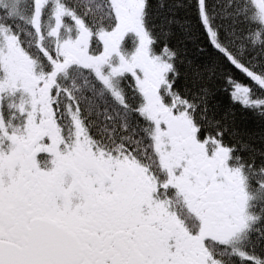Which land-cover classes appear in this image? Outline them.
<instances>
[{"label": "snow or ice", "instance_id": "1", "mask_svg": "<svg viewBox=\"0 0 264 264\" xmlns=\"http://www.w3.org/2000/svg\"><path fill=\"white\" fill-rule=\"evenodd\" d=\"M0 264H264V0H0Z\"/></svg>", "mask_w": 264, "mask_h": 264}, {"label": "trees", "instance_id": "2", "mask_svg": "<svg viewBox=\"0 0 264 264\" xmlns=\"http://www.w3.org/2000/svg\"><path fill=\"white\" fill-rule=\"evenodd\" d=\"M189 48V54L193 57L198 56L195 50V45L192 43H188ZM205 58L200 57V61H203ZM210 103L213 104H219L221 110L228 106V98L226 94L223 93H217L211 100ZM237 122L242 127H256L258 125V120L253 117L250 113H243V112H237Z\"/></svg>", "mask_w": 264, "mask_h": 264}]
</instances>
